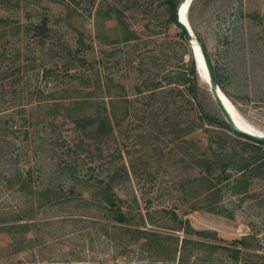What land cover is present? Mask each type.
Instances as JSON below:
<instances>
[{"label":"rangeland","instance_id":"374dc122","mask_svg":"<svg viewBox=\"0 0 264 264\" xmlns=\"http://www.w3.org/2000/svg\"><path fill=\"white\" fill-rule=\"evenodd\" d=\"M163 2L0 0V264H177L174 251L185 237L174 230L178 220L224 241L202 240L184 264H264V173L246 194L217 186L211 196L199 167L184 156L196 146L170 142L173 128L184 123L166 105L174 100L181 107L180 96L149 101L152 79L168 87L167 76H179L189 62L172 43L178 30L165 24ZM43 19L40 34L34 26ZM188 20L239 117L264 134V0H193ZM86 65L88 78L101 79L100 92L69 87ZM15 68L22 70L12 74ZM197 77L204 111L221 119L207 82ZM37 85L42 92L29 103ZM68 87L74 97L98 96L89 110L114 107L119 126L103 138L78 131L77 114L62 96ZM113 99L119 104L111 105ZM27 113L30 124L21 119ZM171 116L176 120L168 122ZM188 138L207 142L203 133ZM22 170L30 177L24 192L18 176L11 177ZM98 181L110 182L121 199L125 225L92 200ZM20 224L25 240L9 248L10 235L1 229ZM250 236L262 248L259 257L242 251L235 262L221 250L212 254V245Z\"/></svg>","mask_w":264,"mask_h":264},{"label":"trees","instance_id":"16d2710c","mask_svg":"<svg viewBox=\"0 0 264 264\" xmlns=\"http://www.w3.org/2000/svg\"><path fill=\"white\" fill-rule=\"evenodd\" d=\"M181 1V0H180ZM179 0H164L163 8L166 12L165 24L168 27H175L178 32L175 35L176 43L182 47L183 52L180 54V60L184 58V56H189L188 65L185 67L184 72H181L179 76H167V85L165 87L162 85L161 80L157 78L152 79L151 87H148L147 92H150L149 101L156 102L159 98H169L174 97L175 95L180 96L182 100V106H177L178 101L172 100L171 103L166 105L167 108L174 113L175 118L181 117V122L184 123L182 128L177 129L178 126L173 128V132L175 133L174 137L170 141L174 144L175 148H178L181 145H195L196 147H186L184 156L187 161L191 164H196L201 171V178L203 184L208 191H212L217 186H222V188H228L229 193L232 196H238L240 194H246L247 188L254 178L263 175L264 173V146L260 144H256L250 141L247 138H244L235 132H233L227 123L224 121L223 117L217 118L206 113L199 102L197 97V70L193 60L192 52L190 46L184 37L182 31L177 25L176 21V8L180 2ZM31 1H29L30 3ZM192 5V4H191ZM191 6L189 8V11ZM189 13V12H188ZM46 20L43 19L38 25L34 26V29H39V33L43 34L46 30L45 26ZM39 27V28H38ZM41 29V30H40ZM174 41V40H173ZM79 44L82 45V36L79 35ZM189 47V49H188ZM3 54H0V70L3 67ZM80 66H85V61L79 59ZM88 65V64H87ZM86 65L85 71H81L78 77L73 80L75 84L74 87L90 88L96 89L94 92H100L101 89V79L99 77H95L94 80L88 78L87 71L91 69ZM212 66V65H211ZM25 67H29L28 65ZM69 68V67H68ZM68 68L65 69L67 73ZM22 70V68H15L12 74L18 73ZM214 77L217 81V84L223 94L230 99V96L225 91L222 78L216 67L212 66ZM61 70H54L55 76L53 79L60 78ZM3 71H0V74ZM59 74V75H58ZM72 77V75H69ZM43 79V77H42ZM92 80V81H91ZM173 80V82H172ZM90 82H93L90 83ZM142 86L144 83L137 86L136 91H139V94H142ZM69 87L67 90L63 91L62 96L66 97L70 102L69 106L75 111V117L72 118V122L76 125L78 131L83 134H95L98 137L103 138L105 135L111 134L114 131V128L118 127L120 124V119L116 117V113L114 112V107H111L113 111L111 113L107 112V108L103 103L98 104L99 108L97 110H89V107L92 105V99H98V96L95 93H86L81 96L74 97L75 95L70 93ZM180 87L183 89L181 90ZM84 90V89H83ZM41 88L37 85V87L33 90V92L28 94L29 103L33 100H37L39 95L41 94ZM82 92L81 91H78ZM68 93V94H67ZM77 93V94H78ZM76 94V95H77ZM100 99L104 100V97L101 96ZM120 100L113 99L111 101V105H118ZM104 102V101H103ZM28 104V103H27ZM170 105V107H169ZM167 112V111H166ZM30 114L27 113L22 115L21 119L23 122L30 124ZM172 116L166 118L169 122L171 120H176ZM157 121V119H155ZM157 125V123H155ZM12 128V127H10ZM2 128L1 130H3ZM1 132V131H0ZM196 133L207 134V142L202 143L201 141H194L192 138H188ZM28 131L24 132V139L28 141ZM5 136V135H2ZM201 139V138H200ZM23 171V170H22ZM24 173H15L11 175L18 176L17 186L18 190L23 191L21 187L27 186L29 183V171L24 170ZM111 181H114V177H111ZM110 182H108L105 186L103 181H98V185L95 187L96 191L93 193V199H97V202L101 205H104L110 215L112 221L125 225L130 220L128 215L125 214L120 207L122 204L121 199H119L114 193L112 187L110 186ZM73 189H71V192ZM24 192V191H23ZM212 193L211 196L214 195ZM58 194V193H56ZM62 194V193H61ZM73 195V192L71 193ZM40 197L42 195L39 194ZM172 220H178L176 215H172ZM18 229L19 232L17 231ZM4 232L10 235V244L9 248L15 247L16 245L22 243L25 240L24 234L27 231V227L23 224L20 225H10L4 227ZM175 231H181L185 237L181 240L180 249L177 252V248L174 253H179L178 263L184 264L186 260L189 258L190 253L189 250L191 248H195L194 250H200V246L206 244V242L202 240H215L220 243H224L223 240L218 239L215 232L212 231H197L190 227L189 221L187 220H178V227L174 229ZM12 231H17L14 234ZM157 235V234H155ZM195 237V240L191 237ZM173 240L172 237H168ZM179 239L174 238V242L178 243ZM250 242H255L253 245H250ZM257 237H242L240 239H235L230 241L229 243H225L224 245L217 243V245H212V254L214 249L221 250L228 257L232 258L235 262L239 260L241 252H249L254 254L256 257H259V253L262 248L257 244ZM264 254V252L262 253ZM173 261V258H172ZM175 261V258H174ZM20 264V262H17Z\"/></svg>","mask_w":264,"mask_h":264},{"label":"water","instance_id":"95a60500","mask_svg":"<svg viewBox=\"0 0 264 264\" xmlns=\"http://www.w3.org/2000/svg\"><path fill=\"white\" fill-rule=\"evenodd\" d=\"M186 0H181L176 8V21H177V25L180 28V30L182 31L184 37L186 38L191 52H192V56H193V60L196 66V70L198 72V75L200 76L199 70H198V62H197V58L194 52V47H193V42L195 43V45H197V47L199 48L200 54L202 56L203 59V63L205 65V69L207 71V84L209 87V92L211 93V96L219 110V112L221 113L224 121L227 123V125L230 127V129L235 132L236 134L249 139L250 141L256 143V144H260L264 146V134L259 135V134H255L252 132H245V131H241L239 130L235 124H234V120L230 114V112L228 111L227 107L224 105L221 96H224L223 92L220 90L217 81L214 77L213 74V70H212V66L210 64V61L201 45V43H199L196 39V37L193 34V31L191 32L188 25H186L183 21V19L189 23L188 20V16H187V10L184 14H182L181 12V8L182 5L185 3ZM193 0L189 1L188 6H191ZM183 17V19H182Z\"/></svg>","mask_w":264,"mask_h":264},{"label":"bare ground","instance_id":"6f19581e","mask_svg":"<svg viewBox=\"0 0 264 264\" xmlns=\"http://www.w3.org/2000/svg\"><path fill=\"white\" fill-rule=\"evenodd\" d=\"M189 1L190 0H186L185 3L182 5V8H181V12L182 14H184L187 10V16H188V12H189V8L190 6H188L189 4ZM183 19V17H182ZM184 23L186 25H188L190 31L192 32V28L190 26V23L186 22L184 19H183ZM193 47H194V52H195V55H196V58H197V62H198V70L201 74V76L205 79V81L207 82L208 80V77H207V71L205 69V65L203 63V59H202V56L200 54V51H199V48L197 47V45H195V43L193 42ZM221 99L224 103V105L227 107L228 111L230 112L233 120H234V124L235 126L241 130V131H245V132H252V133H255V134H259L261 135L260 133H258L257 131L253 130L251 127H249L238 115L237 111L235 110V108L233 107L232 103L229 101V99L224 95V96H221Z\"/></svg>","mask_w":264,"mask_h":264}]
</instances>
